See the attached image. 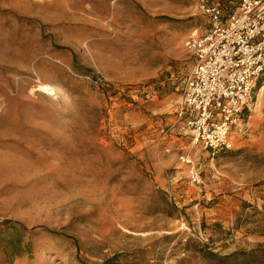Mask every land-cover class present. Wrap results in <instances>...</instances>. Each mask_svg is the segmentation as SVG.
I'll return each instance as SVG.
<instances>
[{
    "label": "rangeland",
    "instance_id": "obj_1",
    "mask_svg": "<svg viewBox=\"0 0 264 264\" xmlns=\"http://www.w3.org/2000/svg\"><path fill=\"white\" fill-rule=\"evenodd\" d=\"M198 1L0 0V238L11 220L31 244L0 246V264H218L205 254L264 247V88L228 149L190 150L199 182L178 159L188 142L160 138L185 41L207 27Z\"/></svg>",
    "mask_w": 264,
    "mask_h": 264
},
{
    "label": "built area",
    "instance_id": "obj_2",
    "mask_svg": "<svg viewBox=\"0 0 264 264\" xmlns=\"http://www.w3.org/2000/svg\"><path fill=\"white\" fill-rule=\"evenodd\" d=\"M198 10L207 27L185 41L191 66L179 83L174 119L159 131L161 140L173 133L188 138L178 159L192 182L199 176L190 150L228 149L264 88V0H239L231 13L217 1L199 0Z\"/></svg>",
    "mask_w": 264,
    "mask_h": 264
},
{
    "label": "trees",
    "instance_id": "obj_3",
    "mask_svg": "<svg viewBox=\"0 0 264 264\" xmlns=\"http://www.w3.org/2000/svg\"><path fill=\"white\" fill-rule=\"evenodd\" d=\"M217 2H219L229 13H231L237 7L239 0H217ZM2 225L4 227V232L0 238V246L2 247V251L6 254V256H20L28 252L31 244H25L20 230H18L15 226L16 223L11 220H5L2 222ZM34 228H32L31 231L34 230ZM21 229L24 231L27 230L24 227ZM239 255L245 256L246 258H249L251 261L258 264H264V247H260L257 250L250 252H232L227 255H219L217 253L207 252L205 257L209 259H215L216 263L218 264H231L236 261V257Z\"/></svg>",
    "mask_w": 264,
    "mask_h": 264
},
{
    "label": "crops",
    "instance_id": "obj_4",
    "mask_svg": "<svg viewBox=\"0 0 264 264\" xmlns=\"http://www.w3.org/2000/svg\"><path fill=\"white\" fill-rule=\"evenodd\" d=\"M177 102H178V100H176L174 104H171V106H173V108L169 111V113H174V111L176 109ZM168 137L169 138L166 137L167 139H165L166 141L164 143L168 144L167 146L172 144V146L175 147L177 149V151H179V149H183L186 145L185 143L188 141L187 137L182 136V135H178L176 133L170 134V135H168Z\"/></svg>",
    "mask_w": 264,
    "mask_h": 264
},
{
    "label": "bare ground",
    "instance_id": "obj_5",
    "mask_svg": "<svg viewBox=\"0 0 264 264\" xmlns=\"http://www.w3.org/2000/svg\"><path fill=\"white\" fill-rule=\"evenodd\" d=\"M45 88H47V86Z\"/></svg>",
    "mask_w": 264,
    "mask_h": 264
}]
</instances>
